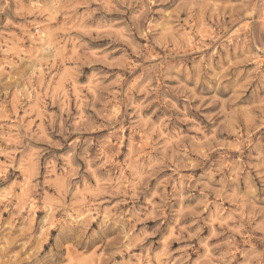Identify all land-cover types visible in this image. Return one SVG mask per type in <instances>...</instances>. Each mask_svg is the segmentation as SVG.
<instances>
[{
  "label": "clouds",
  "instance_id": "1",
  "mask_svg": "<svg viewBox=\"0 0 264 264\" xmlns=\"http://www.w3.org/2000/svg\"><path fill=\"white\" fill-rule=\"evenodd\" d=\"M0 264H264V0H0Z\"/></svg>",
  "mask_w": 264,
  "mask_h": 264
}]
</instances>
